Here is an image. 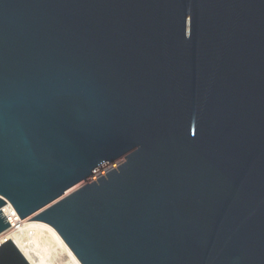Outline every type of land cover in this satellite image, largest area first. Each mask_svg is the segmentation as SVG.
Returning <instances> with one entry per match:
<instances>
[{
    "label": "water",
    "instance_id": "1",
    "mask_svg": "<svg viewBox=\"0 0 264 264\" xmlns=\"http://www.w3.org/2000/svg\"><path fill=\"white\" fill-rule=\"evenodd\" d=\"M84 181L83 264H264V0H0V234Z\"/></svg>",
    "mask_w": 264,
    "mask_h": 264
},
{
    "label": "bare ground",
    "instance_id": "2",
    "mask_svg": "<svg viewBox=\"0 0 264 264\" xmlns=\"http://www.w3.org/2000/svg\"><path fill=\"white\" fill-rule=\"evenodd\" d=\"M116 164L117 161L111 164L110 167H113L114 165L116 166ZM109 168L106 169L108 170ZM105 171L103 170L101 172H105ZM93 179L94 178H92L91 180ZM87 182L88 181L78 183L74 187L67 190L58 199H56L46 207L37 210L28 218L21 219L20 215L13 207V205L10 202L7 203L5 206H3V210L8 220L10 221L11 226L8 230L0 234V245L5 241H7L8 239H11L13 242H15V244L19 247V249L23 252V254L26 256V258L29 260L31 264H49L45 256L44 250L40 248L38 242L32 240L33 235L37 234V232H40L42 234L47 235L48 237L47 239L49 242L54 240L56 244H58V246L69 255L71 264H83L81 260L77 257V255L74 253V251L71 249V247L64 240V238L61 236V234L57 231L56 228H54L51 224L47 222H43L40 220H30V219L40 214L42 211L52 206L62 198L72 194L73 192L81 188L83 185H85Z\"/></svg>",
    "mask_w": 264,
    "mask_h": 264
},
{
    "label": "rangeland",
    "instance_id": "3",
    "mask_svg": "<svg viewBox=\"0 0 264 264\" xmlns=\"http://www.w3.org/2000/svg\"><path fill=\"white\" fill-rule=\"evenodd\" d=\"M125 161H126L125 157H121L120 159L117 160L116 166L114 165L113 167H110L108 169V171L118 167L119 165H121ZM108 171L106 170L102 174H105ZM47 238L48 237L46 234H42L40 232H37V234L33 235L32 240L38 242L40 248L42 250H44L45 256H46L49 264H71L69 255L65 251H63V249H61L58 246V244H56V242L54 240L49 242ZM47 243H48V246H47ZM49 243H51V244H49Z\"/></svg>",
    "mask_w": 264,
    "mask_h": 264
}]
</instances>
